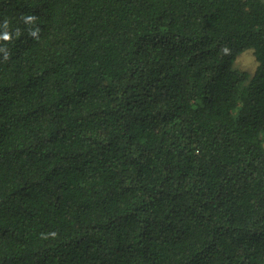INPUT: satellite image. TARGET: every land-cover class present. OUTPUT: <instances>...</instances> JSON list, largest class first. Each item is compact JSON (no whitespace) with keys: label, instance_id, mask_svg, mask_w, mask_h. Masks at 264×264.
I'll use <instances>...</instances> for the list:
<instances>
[{"label":"trees","instance_id":"obj_1","mask_svg":"<svg viewBox=\"0 0 264 264\" xmlns=\"http://www.w3.org/2000/svg\"><path fill=\"white\" fill-rule=\"evenodd\" d=\"M0 264H264V0H0Z\"/></svg>","mask_w":264,"mask_h":264},{"label":"rangeland","instance_id":"obj_2","mask_svg":"<svg viewBox=\"0 0 264 264\" xmlns=\"http://www.w3.org/2000/svg\"><path fill=\"white\" fill-rule=\"evenodd\" d=\"M258 66L252 50L244 51L236 60L235 67L239 70L253 73Z\"/></svg>","mask_w":264,"mask_h":264},{"label":"clouds","instance_id":"obj_3","mask_svg":"<svg viewBox=\"0 0 264 264\" xmlns=\"http://www.w3.org/2000/svg\"><path fill=\"white\" fill-rule=\"evenodd\" d=\"M26 20H33V19H35L34 17H32V16H28V17H26L25 18ZM3 39H9V37L7 36V35H5L4 37H3Z\"/></svg>","mask_w":264,"mask_h":264}]
</instances>
